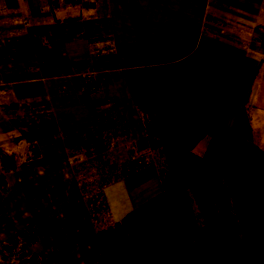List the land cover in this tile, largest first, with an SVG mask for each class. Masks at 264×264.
Instances as JSON below:
<instances>
[{
  "label": "crops",
  "instance_id": "crops-1",
  "mask_svg": "<svg viewBox=\"0 0 264 264\" xmlns=\"http://www.w3.org/2000/svg\"><path fill=\"white\" fill-rule=\"evenodd\" d=\"M82 1L0 0V149L18 160L0 193V264H103L82 186L135 156L112 143L142 129L131 87L150 132L178 146L231 131L261 94L264 0ZM252 127L259 138L264 118Z\"/></svg>",
  "mask_w": 264,
  "mask_h": 264
},
{
  "label": "trees",
  "instance_id": "trees-1",
  "mask_svg": "<svg viewBox=\"0 0 264 264\" xmlns=\"http://www.w3.org/2000/svg\"><path fill=\"white\" fill-rule=\"evenodd\" d=\"M82 2L46 0V6L54 11ZM130 94L162 192L98 228L102 263L264 264V150L255 143L248 97L231 131L212 127L178 146L150 132L145 93L131 87ZM17 166L16 156L0 149V193L6 189L5 173Z\"/></svg>",
  "mask_w": 264,
  "mask_h": 264
},
{
  "label": "rangeland",
  "instance_id": "rangeland-1",
  "mask_svg": "<svg viewBox=\"0 0 264 264\" xmlns=\"http://www.w3.org/2000/svg\"><path fill=\"white\" fill-rule=\"evenodd\" d=\"M258 89L261 90V94L259 95L257 106L253 107L252 114H257L258 118H264L263 82L257 83L255 90ZM120 141L122 143H133L136 147V150L133 151L135 156L119 155L111 157L110 164L114 163V161L120 162L121 165L119 168L110 166L106 170H94L92 172L94 176L93 181L85 183V185L82 186L85 196L84 199L93 201L90 207L91 213L97 225L100 227L106 226L109 221L116 222L120 220L129 212L162 192L156 168L152 162V157L145 152L147 140L142 129H136L130 135L125 134L124 136H116L112 140V143L120 144ZM255 143L264 150V132L262 133L261 131ZM137 150H142L139 155L136 154ZM80 159L83 160L84 157L81 156ZM83 167L84 163L81 162L79 172L85 173ZM186 201L185 198V202ZM220 217L224 225V230L229 234L230 228L228 223L224 220L225 216L223 212L220 213ZM191 222L194 232H197V225L192 216ZM80 223L82 224V221ZM17 256L22 259L19 261V264H31L35 259V256H26L22 253H18ZM3 257L4 260H11L6 259V254ZM14 263L18 264L16 261ZM147 264L153 263L149 260ZM192 264L202 263L195 262Z\"/></svg>",
  "mask_w": 264,
  "mask_h": 264
},
{
  "label": "built area",
  "instance_id": "built-area-1",
  "mask_svg": "<svg viewBox=\"0 0 264 264\" xmlns=\"http://www.w3.org/2000/svg\"><path fill=\"white\" fill-rule=\"evenodd\" d=\"M3 192H7V189H5Z\"/></svg>",
  "mask_w": 264,
  "mask_h": 264
}]
</instances>
